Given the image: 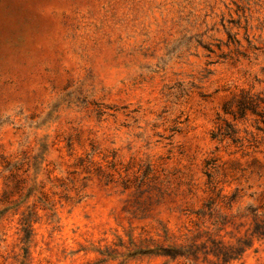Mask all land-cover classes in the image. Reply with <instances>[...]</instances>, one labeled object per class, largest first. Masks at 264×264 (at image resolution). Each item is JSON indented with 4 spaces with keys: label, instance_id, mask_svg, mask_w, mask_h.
<instances>
[{
    "label": "rangeland",
    "instance_id": "1",
    "mask_svg": "<svg viewBox=\"0 0 264 264\" xmlns=\"http://www.w3.org/2000/svg\"><path fill=\"white\" fill-rule=\"evenodd\" d=\"M244 90L264 0H0V264H264Z\"/></svg>",
    "mask_w": 264,
    "mask_h": 264
},
{
    "label": "trees",
    "instance_id": "2",
    "mask_svg": "<svg viewBox=\"0 0 264 264\" xmlns=\"http://www.w3.org/2000/svg\"><path fill=\"white\" fill-rule=\"evenodd\" d=\"M262 103V105H261ZM224 112L233 114L235 118L244 117L249 111L254 112L262 116L264 122V97L260 94H253L250 91H242L238 99H236L235 109L231 103L224 105ZM237 130L227 124L226 127L220 126V136H235ZM179 254V253H175Z\"/></svg>",
    "mask_w": 264,
    "mask_h": 264
}]
</instances>
